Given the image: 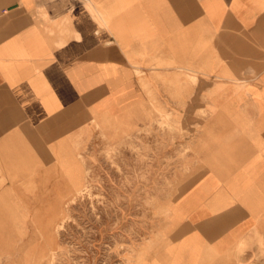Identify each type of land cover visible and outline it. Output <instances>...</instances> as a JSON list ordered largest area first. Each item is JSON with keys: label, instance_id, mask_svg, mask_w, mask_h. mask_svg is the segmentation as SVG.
I'll use <instances>...</instances> for the list:
<instances>
[{"label": "crops", "instance_id": "0c3cea01", "mask_svg": "<svg viewBox=\"0 0 264 264\" xmlns=\"http://www.w3.org/2000/svg\"><path fill=\"white\" fill-rule=\"evenodd\" d=\"M154 102L188 131L148 264H248L238 249L264 228V0H0V203L62 202L86 141L131 133Z\"/></svg>", "mask_w": 264, "mask_h": 264}, {"label": "rangeland", "instance_id": "374dc122", "mask_svg": "<svg viewBox=\"0 0 264 264\" xmlns=\"http://www.w3.org/2000/svg\"><path fill=\"white\" fill-rule=\"evenodd\" d=\"M176 115L154 102L148 123L131 133L112 139L101 131L86 141L79 186L68 188L62 202L0 203V264H148L185 172L176 171V147L185 146L176 134L188 129ZM248 239L239 254L249 249L247 263L264 264V228Z\"/></svg>", "mask_w": 264, "mask_h": 264}]
</instances>
